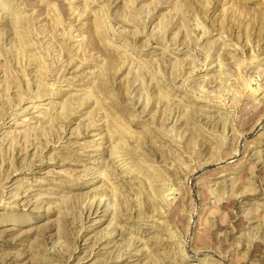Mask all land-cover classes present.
<instances>
[{"label":"rangeland","instance_id":"1","mask_svg":"<svg viewBox=\"0 0 264 264\" xmlns=\"http://www.w3.org/2000/svg\"><path fill=\"white\" fill-rule=\"evenodd\" d=\"M0 264H264V0H0Z\"/></svg>","mask_w":264,"mask_h":264}]
</instances>
